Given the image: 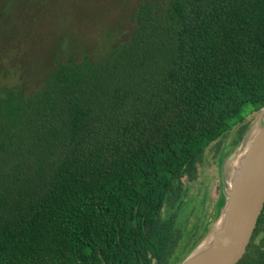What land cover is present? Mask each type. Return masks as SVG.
<instances>
[{
  "label": "trees",
  "instance_id": "obj_1",
  "mask_svg": "<svg viewBox=\"0 0 264 264\" xmlns=\"http://www.w3.org/2000/svg\"><path fill=\"white\" fill-rule=\"evenodd\" d=\"M131 20L33 93L0 84V264H179L197 246L182 180L264 108V0H144ZM237 264H264V207Z\"/></svg>",
  "mask_w": 264,
  "mask_h": 264
},
{
  "label": "rangeland",
  "instance_id": "obj_2",
  "mask_svg": "<svg viewBox=\"0 0 264 264\" xmlns=\"http://www.w3.org/2000/svg\"><path fill=\"white\" fill-rule=\"evenodd\" d=\"M144 0H0V84L26 94L37 91L56 63L67 58L91 61L105 57L133 32V12ZM163 4L166 0H158ZM63 41V44L60 42ZM261 112L249 113L244 137L234 144L235 129L212 143L194 180L183 179L185 201L192 204L184 227H198L199 248L218 227V204L232 176L229 155L241 150L260 126ZM182 243V241H180ZM183 245V243H182ZM181 245V247H182ZM194 249V250H195ZM179 254L183 249L178 250Z\"/></svg>",
  "mask_w": 264,
  "mask_h": 264
},
{
  "label": "water",
  "instance_id": "obj_3",
  "mask_svg": "<svg viewBox=\"0 0 264 264\" xmlns=\"http://www.w3.org/2000/svg\"><path fill=\"white\" fill-rule=\"evenodd\" d=\"M259 111L260 126L233 170L218 227L205 249L193 250L179 264H237L244 256L264 207V108ZM234 157L231 154L228 160Z\"/></svg>",
  "mask_w": 264,
  "mask_h": 264
},
{
  "label": "bare ground",
  "instance_id": "obj_4",
  "mask_svg": "<svg viewBox=\"0 0 264 264\" xmlns=\"http://www.w3.org/2000/svg\"><path fill=\"white\" fill-rule=\"evenodd\" d=\"M255 131H253V133L250 134V137L255 133ZM250 137L248 139H250ZM248 139H247V141H248ZM247 141L243 144L241 150H239V151L236 152V155H235L234 159H232V161L229 162L230 163L228 165L229 168H233V167L235 168V167H237V165H238L239 161L241 160V158L243 156V153L245 151ZM210 239H211V233L208 236V238L204 241V243L199 248L196 249L195 252L198 253V252L202 251L203 249H205L207 247V245L209 244Z\"/></svg>",
  "mask_w": 264,
  "mask_h": 264
}]
</instances>
